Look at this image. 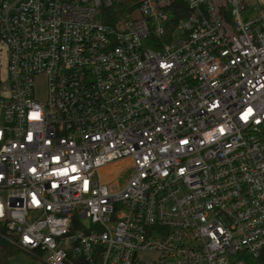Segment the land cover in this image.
Instances as JSON below:
<instances>
[{
	"label": "built area",
	"instance_id": "obj_1",
	"mask_svg": "<svg viewBox=\"0 0 264 264\" xmlns=\"http://www.w3.org/2000/svg\"><path fill=\"white\" fill-rule=\"evenodd\" d=\"M0 0V221L45 264L264 250V0ZM44 83L42 96L37 84ZM131 169L112 188L101 169Z\"/></svg>",
	"mask_w": 264,
	"mask_h": 264
},
{
	"label": "trees",
	"instance_id": "obj_2",
	"mask_svg": "<svg viewBox=\"0 0 264 264\" xmlns=\"http://www.w3.org/2000/svg\"><path fill=\"white\" fill-rule=\"evenodd\" d=\"M133 6L134 0H110V4L100 6V18L106 25H114L120 17L130 12ZM21 252L23 250L17 246L14 235L7 230L5 223L0 221V264H12V258ZM256 261L257 264H264V250L259 253ZM75 264L83 263L77 260Z\"/></svg>",
	"mask_w": 264,
	"mask_h": 264
},
{
	"label": "rangeland",
	"instance_id": "obj_3",
	"mask_svg": "<svg viewBox=\"0 0 264 264\" xmlns=\"http://www.w3.org/2000/svg\"><path fill=\"white\" fill-rule=\"evenodd\" d=\"M215 3H221L220 0H215ZM8 80V51L5 47H0V91L3 86L7 85ZM44 92V83L41 81L37 84V95L42 96ZM118 163L111 164L114 168ZM103 180L107 182L110 187H121L129 177L131 169L119 170L111 172V169L100 172ZM39 258V259H38ZM35 258L33 254L23 251L12 258V264H45L41 257ZM238 260H243L244 264H257V261L251 256H238Z\"/></svg>",
	"mask_w": 264,
	"mask_h": 264
},
{
	"label": "bare ground",
	"instance_id": "obj_4",
	"mask_svg": "<svg viewBox=\"0 0 264 264\" xmlns=\"http://www.w3.org/2000/svg\"><path fill=\"white\" fill-rule=\"evenodd\" d=\"M109 169H111V164H108V165L104 166V167L101 169V172H104V171L109 170Z\"/></svg>",
	"mask_w": 264,
	"mask_h": 264
}]
</instances>
